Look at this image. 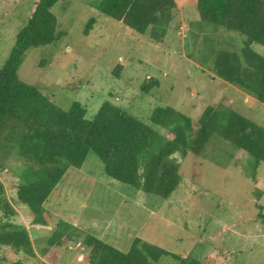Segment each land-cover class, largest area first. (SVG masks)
<instances>
[{
    "label": "rangeland",
    "instance_id": "rangeland-1",
    "mask_svg": "<svg viewBox=\"0 0 264 264\" xmlns=\"http://www.w3.org/2000/svg\"><path fill=\"white\" fill-rule=\"evenodd\" d=\"M176 2L180 28L165 40L154 41L100 13L94 0H60L52 11L58 32L64 35L56 43L27 50L19 77L64 109L83 103L88 118L109 100L163 132L150 120L157 106L180 110L197 128L206 107L224 104L264 125V103L214 71L217 52L240 53L246 36L202 21L198 0ZM34 3L0 0V67L10 56L17 33L28 23ZM92 18L96 21L87 34ZM253 48L264 56V46L253 44ZM154 77L160 87L145 93L142 85ZM7 128L0 132L2 141ZM214 155L224 165L217 164ZM248 157L214 137L205 155L180 158L182 182L165 199L109 176L91 150L83 166L70 167L49 196L45 207L53 218L45 226L34 225L31 209L18 200L27 159L15 147L0 150V179L17 211L11 219L24 224L33 240L36 256L21 254L27 264H72L87 251L78 244L48 245L61 220L96 233L125 252L140 237L183 257L202 260L226 250L231 253L229 264H264V163L254 178L245 170ZM158 264L180 263L164 256Z\"/></svg>",
    "mask_w": 264,
    "mask_h": 264
},
{
    "label": "trees",
    "instance_id": "trees-1",
    "mask_svg": "<svg viewBox=\"0 0 264 264\" xmlns=\"http://www.w3.org/2000/svg\"><path fill=\"white\" fill-rule=\"evenodd\" d=\"M60 0H35L28 23L17 33L5 64L0 67V132L9 130L0 150L15 147L27 159L20 175L18 200L27 205L35 225H49L53 218L45 207L49 196L70 167L81 168L95 151L107 174L147 193L169 198L181 184V161L189 154L203 156L217 137L247 153L246 171L256 178L264 163V125L224 104L206 107L196 128L192 118L172 106H157L151 122L160 132L118 104L105 101L93 118L81 102L64 109L51 96L19 77L27 50L56 43L58 20L52 8ZM100 13L124 23L154 41L165 40L180 28L176 0H94ZM199 17L246 36L241 52L221 49L215 58L216 75L264 103V56L253 44L264 46V0H198ZM87 25L88 34L95 23ZM122 67L117 68L120 75ZM149 78L145 93L160 87ZM1 134V133H0ZM228 155H232L231 152ZM177 156H180L178 158ZM212 159L224 165L218 155ZM250 162V163H249ZM16 208L0 179V264H27L21 254L36 256L28 228L12 217ZM78 244L87 251L72 264H158L171 256L180 264H229L231 253L214 252L200 260L183 257L136 237L125 252L96 233L61 220L51 231L50 247Z\"/></svg>",
    "mask_w": 264,
    "mask_h": 264
},
{
    "label": "crops",
    "instance_id": "crops-1",
    "mask_svg": "<svg viewBox=\"0 0 264 264\" xmlns=\"http://www.w3.org/2000/svg\"><path fill=\"white\" fill-rule=\"evenodd\" d=\"M35 225V224H34ZM37 226V225H36ZM40 226H42V225H40Z\"/></svg>",
    "mask_w": 264,
    "mask_h": 264
}]
</instances>
